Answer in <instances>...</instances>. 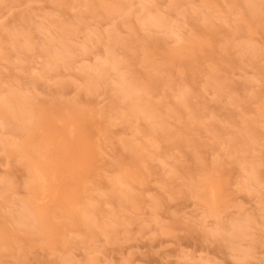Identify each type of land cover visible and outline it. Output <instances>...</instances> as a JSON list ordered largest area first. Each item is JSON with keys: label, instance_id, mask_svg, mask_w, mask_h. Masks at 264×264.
I'll return each instance as SVG.
<instances>
[{"label": "rangeland", "instance_id": "rangeland-1", "mask_svg": "<svg viewBox=\"0 0 264 264\" xmlns=\"http://www.w3.org/2000/svg\"><path fill=\"white\" fill-rule=\"evenodd\" d=\"M0 264H264V0H0Z\"/></svg>", "mask_w": 264, "mask_h": 264}, {"label": "bare ground", "instance_id": "bare-ground-1", "mask_svg": "<svg viewBox=\"0 0 264 264\" xmlns=\"http://www.w3.org/2000/svg\"><path fill=\"white\" fill-rule=\"evenodd\" d=\"M116 3V2H115ZM112 4H113V2H112ZM121 5V4H120ZM113 7H115V5H112ZM112 6H110V7H112ZM116 6H117V4H116ZM109 7V8H110ZM120 7V6H119ZM113 9V8H112ZM120 10H122V9H120ZM153 18V17H152ZM152 18L150 19V18H147L151 23H153L154 22V19H155V21H156V23H157V21H159V20H157L156 18H153V20H152ZM148 20H144L145 21V23L148 21ZM148 21V22H149ZM147 22V23H148ZM31 23V22H30ZM14 31H12V33H13ZM16 34L17 33H13V35H14V37L16 36ZM12 35V34H11ZM10 35V36H11ZM18 37V36H17ZM19 37H20V35H19ZM12 39H13V36H12ZM11 39V40H12ZM15 39V38H14ZM20 39V38H19ZM30 38H26L25 39V42H24V46L26 47V48H29L30 46L32 47V46H34L32 43L33 42H31L32 41V39H30ZM49 41H50V39H48ZM52 41V40H51ZM19 42V41H18ZM15 42H13L12 44H14ZM60 43V42H59ZM17 44V43H16ZM16 44H15V46H16ZM50 44V43H49ZM50 45H52V44H50ZM56 45V44H55ZM61 45V44H60ZM43 46V45H42ZM45 46V45H44ZM43 46V47H44ZM47 46V45H46ZM53 46H54V44H53ZM24 47V48H25ZM52 47V46H51ZM51 47H50V49H51ZM69 47V46H68ZM66 45H64L63 44V46H61V47H57L58 49L56 50V47H53L54 49V51H52V50H50L49 49V46H48V51H50V53H51V55H50V60H59V61H61L63 64H68V61H70V59L72 58V55H73V53H72V51H70L69 50V48H68ZM28 50V49H27ZM100 68H101V66H100ZM100 68H99V70H100ZM95 69V68H94ZM118 83H120V84H118L119 86V88H117L116 89V91H117V94H119V96L121 95H125V94H130V92L132 91V86L128 83V82H126V81H124L123 80V82L121 81V82H118ZM13 117H14V119H16V117H17V120L18 119H20L22 122H24V121H26V119H27V116H25L23 113H16L15 112V114L13 115ZM33 167V166H32ZM32 173L36 176V178H35V180H37V181H40L43 185H41L42 187H40L41 188V191L43 192L44 191V184H45V182H46V179L43 177V176H41L40 175V173L38 172V169H36L35 167H33L32 168ZM42 194H44V193H42ZM40 195V198L39 199H37L36 201L37 202H40L41 201V203H42V201L45 199L44 198V195ZM211 195L213 196V193H211ZM20 217H19V219H21V220H24V221H26V220H32V222L33 221H35L36 219H37V216H36V214H34V213H32V212H30L28 209H25L22 213L20 212V215H19Z\"/></svg>", "mask_w": 264, "mask_h": 264}]
</instances>
